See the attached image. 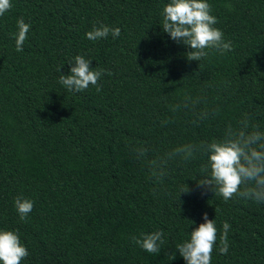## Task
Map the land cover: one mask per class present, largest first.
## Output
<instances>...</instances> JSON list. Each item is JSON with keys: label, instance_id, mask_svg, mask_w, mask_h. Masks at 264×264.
I'll return each instance as SVG.
<instances>
[{"label": "trees", "instance_id": "16d2710c", "mask_svg": "<svg viewBox=\"0 0 264 264\" xmlns=\"http://www.w3.org/2000/svg\"><path fill=\"white\" fill-rule=\"evenodd\" d=\"M168 2L11 0L0 16V230L16 232L28 250L21 264H186L176 245L203 213L217 227L211 264H264V203L198 187L200 157L171 162L157 181L131 151L144 145L155 158L210 141L244 114L264 131V0H207L232 50H209L199 62L162 31ZM19 18L30 29L18 52ZM101 24L120 36L89 40ZM77 55L103 70L99 92L59 83ZM184 93L203 94L218 115L193 124L181 113L162 124ZM185 184L190 191L179 194ZM17 196L33 202L23 221ZM157 230L165 240L158 254L132 239Z\"/></svg>", "mask_w": 264, "mask_h": 264}, {"label": "clouds", "instance_id": "9594fccd", "mask_svg": "<svg viewBox=\"0 0 264 264\" xmlns=\"http://www.w3.org/2000/svg\"><path fill=\"white\" fill-rule=\"evenodd\" d=\"M12 7L11 0H0V16ZM162 31L176 43H183L190 50L185 53L188 61H201L209 55V50L220 54L232 50L230 41H225L224 33L215 27L217 18L211 14L207 0H169L161 11ZM17 32L13 33L16 50L22 51L27 39L30 25L23 18L16 21ZM111 33L113 38L120 36L119 28H109L101 24L93 26L85 35L89 40L96 41L106 38ZM89 59L77 55L69 62V74H62L59 83L67 90L80 92L90 85L101 89L98 80L103 70H93ZM171 116L162 124L172 122L181 113L191 116V123L215 118L219 109L210 108L207 97L184 93L175 103L169 105ZM134 156L146 163L151 177L161 180L167 173L171 162L188 163L198 157L203 159L200 171L204 175L197 186L213 194L220 195L224 200L239 197L257 203H264V131L250 123L244 114L235 124L229 123L219 138L210 141L184 142L173 146L170 150L149 158L150 149L144 145L131 147ZM190 191L187 184L180 193ZM14 206L23 221L32 211L33 202L22 196L14 198ZM203 223L190 231L189 238L176 245L179 255L186 264H211V254L217 241V227L207 213H203ZM191 223H193L191 221ZM219 236V252H228V231L230 225L225 222ZM140 248L148 253L158 254L165 243L164 233L160 230L141 233L140 237H132ZM28 255V250L21 243L18 234L11 230H0V264H21ZM175 259V255L169 260Z\"/></svg>", "mask_w": 264, "mask_h": 264}]
</instances>
